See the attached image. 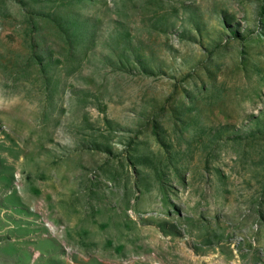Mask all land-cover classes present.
<instances>
[{
  "label": "rangeland",
  "instance_id": "1",
  "mask_svg": "<svg viewBox=\"0 0 264 264\" xmlns=\"http://www.w3.org/2000/svg\"><path fill=\"white\" fill-rule=\"evenodd\" d=\"M0 264H264V0H0Z\"/></svg>",
  "mask_w": 264,
  "mask_h": 264
}]
</instances>
